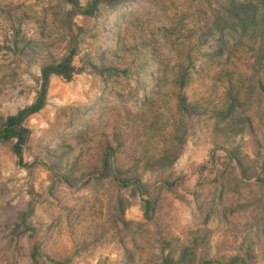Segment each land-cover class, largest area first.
Wrapping results in <instances>:
<instances>
[{"label": "rangeland", "instance_id": "1", "mask_svg": "<svg viewBox=\"0 0 264 264\" xmlns=\"http://www.w3.org/2000/svg\"><path fill=\"white\" fill-rule=\"evenodd\" d=\"M218 2L73 17L77 71L50 75L21 159L0 140V264H163L183 245L188 264H264V37L217 52ZM67 6L0 0V121L65 53Z\"/></svg>", "mask_w": 264, "mask_h": 264}, {"label": "trees", "instance_id": "2", "mask_svg": "<svg viewBox=\"0 0 264 264\" xmlns=\"http://www.w3.org/2000/svg\"><path fill=\"white\" fill-rule=\"evenodd\" d=\"M122 1L125 0H87L83 4L80 0H63L68 5L64 14L69 21L66 25L68 42L65 53L58 61L41 65L37 77L38 86L31 102L18 108L16 112L1 118L0 121V140H11L12 149L19 159L22 157V147L29 135V128L24 124V119L46 103L50 75L56 73L69 79L78 69L73 63V57L77 52V34L80 33L81 27L75 24L73 17L76 14H91L100 3L115 4ZM213 11L212 18L208 19L206 23L208 25L207 31L213 37L217 52H223L231 41L233 43L230 45L241 44L252 47L250 43L258 42L259 38L264 37V0H220ZM253 49H256L259 54L258 59L260 57V60L258 62L264 68V60H262L264 59V40L257 44V48L253 47ZM261 85L264 88L262 83ZM228 93L230 97H233L230 90ZM179 96L180 101L183 102L184 96L182 94ZM230 101L233 103V99ZM229 155L233 156L232 153ZM114 176L119 178L116 174ZM137 182L139 183V181ZM143 191L148 192L147 189ZM142 201L144 202L142 205L143 213L145 217L149 218L148 211L151 208V199L148 196L142 197ZM124 221L127 222L125 219ZM188 254V245H183L176 256L161 255V262L163 264H188Z\"/></svg>", "mask_w": 264, "mask_h": 264}, {"label": "crops", "instance_id": "3", "mask_svg": "<svg viewBox=\"0 0 264 264\" xmlns=\"http://www.w3.org/2000/svg\"><path fill=\"white\" fill-rule=\"evenodd\" d=\"M194 159H196V157H194ZM192 160V159H191Z\"/></svg>", "mask_w": 264, "mask_h": 264}]
</instances>
